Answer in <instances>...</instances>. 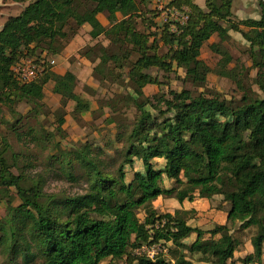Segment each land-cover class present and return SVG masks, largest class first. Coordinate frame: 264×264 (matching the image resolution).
I'll return each mask as SVG.
<instances>
[{
    "label": "trees",
    "instance_id": "16d2710c",
    "mask_svg": "<svg viewBox=\"0 0 264 264\" xmlns=\"http://www.w3.org/2000/svg\"><path fill=\"white\" fill-rule=\"evenodd\" d=\"M154 1L34 0L6 19L0 30V205L5 206L0 264H101L109 259L122 264H264V0H255L257 17L244 19L233 11L236 0H205L204 8L194 0H172L170 5L189 9V21L177 32L169 27L152 31L158 17ZM121 11H126L122 19L97 31L99 15ZM86 24L93 27L96 43L80 56L96 63L93 71L101 84L117 85L130 95L134 120L114 121V139L105 146L87 141L65 153L58 148L43 174L33 176L27 172L34 165L31 153L16 151L10 137L23 148L48 140L38 127L49 83L61 97L56 130L64 137L69 102L77 121L92 111L91 102L76 93L75 72L58 74L47 59L60 55ZM230 32L243 38L235 41L242 57L210 43L214 36L230 40ZM205 46L219 57L215 67L202 57ZM21 58L42 65L38 79L20 81L13 68ZM153 69L182 70L184 77L177 78L186 85L165 91ZM211 73L232 79L236 93L210 90ZM150 85L160 91L147 96L144 89ZM20 103L30 107L25 116L17 109ZM126 104L124 97L107 99L102 112L107 108L112 116L125 115ZM27 117L32 122L22 125ZM113 145L120 147L117 158L108 153ZM137 162L143 171L135 170ZM76 167L83 170L81 177ZM51 172L73 184L83 179L86 187L71 196L49 194L45 187ZM159 197L179 204L207 199L212 209L227 214V223L193 227L189 222L197 219V211L161 212L154 205ZM251 228L256 229L253 252L236 258L245 248L236 234ZM153 245L167 253L162 250L153 259L140 253Z\"/></svg>",
    "mask_w": 264,
    "mask_h": 264
},
{
    "label": "rangeland",
    "instance_id": "374dc122",
    "mask_svg": "<svg viewBox=\"0 0 264 264\" xmlns=\"http://www.w3.org/2000/svg\"><path fill=\"white\" fill-rule=\"evenodd\" d=\"M34 0H0V14H2L4 17L0 18V25L4 24L8 16H17L29 3L33 2ZM233 11L236 14L237 18L244 19L246 17H257L259 15L260 9L258 6V3L255 0H236L234 3ZM104 13L98 16V23H99V29L97 31L99 33L104 32L107 28L112 26L115 22L119 21L126 15V11L118 12L114 15ZM159 13L158 17L156 19L157 23V29L153 28L152 31L154 32H160L161 29H165L166 27H169L168 25H163L159 23ZM87 27V28H86ZM159 27V29H158ZM94 31L93 27L91 25L86 24L82 28H80L78 34L72 38L69 43H67L65 46L64 51L57 56H50L48 57V61L56 60V63L52 65L53 71L60 74L63 73L65 70L74 71L77 78H78V86L76 88V93L79 94L84 99L88 100L92 104V111L86 114H83L80 121H77L74 119L72 115V111L74 108V103L69 102L67 104V107L65 108L67 115H66V123L63 126V129L65 130V137L60 134L56 129L57 121L56 117L58 114V109L61 107V97L54 94L52 91L53 83H49L44 87L45 92V107L43 109V114L40 117L41 120V126L38 127L39 133L43 137H47L48 140L42 141L40 146L34 147L30 146L27 148H23L20 146L15 136L10 137L11 143L14 145V148L16 151L20 153H26L30 154L33 159V167L27 168V172L30 173L33 176L43 174V169L47 165H49V160L54 155H59V149L62 150V152L68 151V149H71L73 147H78L84 142L90 141V142H96V144L102 146H105L108 141L111 139H114V135L116 133V128L114 126V123L116 121H125L128 123H131L134 120L136 110L134 108V105L132 103V100L130 99V95L125 92L120 87H117V85H110V84H101L94 75V66L96 63H92L89 61V63L86 65H83L80 60L82 59L80 54L85 51V49L88 48L90 44H95V41H92V32ZM232 38L230 40H227L225 42L220 41L219 38L214 36L213 39H211L210 43L215 42L218 44L223 45L226 47L235 58L242 57L241 55V49L236 45L235 41H242L241 34L237 33L234 34L230 32ZM77 40L78 45H74V40ZM103 45L107 46L109 44L108 41L104 39H99ZM68 48V49H67ZM165 52V50L163 49ZM60 56V57H59ZM202 57L207 61V63L211 67H215L216 63L219 60V57L208 47L205 46L202 49ZM35 60V58H33ZM246 61L247 59L244 58ZM247 63V61H246ZM69 64H75L74 69H68ZM234 68V66H233ZM236 71V69L234 68ZM151 73L158 77L159 81L163 83L162 89L167 91L168 88H174L178 91L182 90V88L186 85L183 83V80L177 77H184V72L182 70L178 71V74L175 73H165L163 71H158L156 69L151 70ZM252 75L255 76V72L252 71ZM208 88L210 90H214L217 92L224 93L226 95H233L236 93V86L232 79L228 78H221L215 75L214 73H211L209 75V81H208ZM187 87H192L191 83L187 85ZM145 94L147 96H152L158 91H160L159 87L156 85H150L147 86L145 89ZM115 93L113 95L112 93ZM120 97H124L127 100L126 109L127 113L125 115L116 114L113 115L109 113V110L107 108L104 109V112H102V103L106 102L107 99H118ZM19 113L23 116H25L28 111L30 110V107L25 103L18 104L17 107ZM60 111V110H59ZM57 113V114H56ZM6 116L8 120H13V115L6 111ZM115 121V122H114ZM32 120L30 118H25L22 125L25 123H31ZM53 137V140H52ZM55 142V144L51 143ZM115 147V148H114ZM118 145H113L108 149V153L114 157H118L117 151L120 149L118 148ZM59 148V149H58ZM50 166V165H49ZM59 165L54 166L53 169H58ZM135 170L137 171H143V165L141 163L135 164ZM14 172L16 170L14 169ZM75 175L77 177H81L83 175V170L79 167L75 168ZM60 177V178H59ZM47 183L45 187V191L49 194H66L68 196L82 193L83 189H85V181L83 179H80L77 183L73 184L68 179H66L62 175H58V177L55 175V173L51 172L46 176ZM12 201L15 205H17L20 200L17 197L16 194L13 195ZM176 201L172 198L164 199L163 201H159L154 203V205L159 209V211H169L173 210V207L175 206ZM219 199L214 200L213 205L218 206L219 205ZM159 205V207L157 206ZM163 211V212H164ZM5 214V206L0 205V218L3 217ZM140 218H144L143 212H140ZM213 227V225L211 226ZM210 227V228H211ZM256 229L251 228L243 233L236 234L239 239H242L245 243L250 241L251 238L255 235ZM190 243L192 240H188ZM187 241V242H188ZM188 242V243H189ZM190 245V244H189ZM172 247V246H171ZM167 253V250H166ZM170 256V254H169ZM192 259H197V256H190ZM197 261V260H196ZM196 264H200L201 262H195ZM101 264H122V262H114L111 263V260H106L102 262ZM126 264V263H125Z\"/></svg>",
    "mask_w": 264,
    "mask_h": 264
},
{
    "label": "built area",
    "instance_id": "2783aa9c",
    "mask_svg": "<svg viewBox=\"0 0 264 264\" xmlns=\"http://www.w3.org/2000/svg\"><path fill=\"white\" fill-rule=\"evenodd\" d=\"M172 0H155L154 8L159 13V23L168 25L172 32H177L178 27H183L189 21V9L186 7L178 8L170 5ZM51 65L55 64L54 60L50 61ZM22 83H30L40 77L43 72L41 64L37 63L32 58H21L17 65L13 68ZM166 253V249L160 245H153L151 247L144 246L140 253L146 254L149 258H155L158 253Z\"/></svg>",
    "mask_w": 264,
    "mask_h": 264
},
{
    "label": "crops",
    "instance_id": "0c3cea01",
    "mask_svg": "<svg viewBox=\"0 0 264 264\" xmlns=\"http://www.w3.org/2000/svg\"><path fill=\"white\" fill-rule=\"evenodd\" d=\"M194 2L197 5H199L200 7H202V8L205 7V0H194ZM1 17H4V16L2 14H0V18ZM3 25L4 24L0 25V30L2 29ZM77 40L78 39L74 40L75 42L73 43L76 46L78 45ZM80 62L83 65H86V66L89 63V61L88 60H85V59H81ZM55 63H56V60H55ZM74 65L75 64H69L68 69L75 70L74 69V67H75ZM66 72H67V70H65L63 73H60V74H64ZM139 163H141V162H139ZM170 184H171V182L170 183L168 182V186H170ZM163 200H164L163 197H159L158 199L155 200V203L157 204V202L163 201ZM157 206L159 207V205H157ZM178 208H183L185 210H192V209H194L195 211H197V219H193V220H191L189 222V224L191 226H193V227L200 226L203 229H209L214 224L224 225V224L227 223V214L224 213V212H222V211H217L215 209H212L211 206H210V204H209V201L207 199L197 198V199H195L194 202H190L188 200H185L182 204L175 203V206L173 207V209L175 210V209H178ZM166 212L174 213L173 210H169V211H166ZM195 238H196V236L193 235L190 238V240L193 241V240H195ZM187 241L188 240H185V243L187 245H189L190 242L188 241L189 242L188 243ZM252 252H253V246H252L251 240H250V241H248V242L245 243L244 250L242 252H239V253L236 254V258H239V257L244 258L245 256H247L248 254H250ZM200 264H206V263H200Z\"/></svg>",
    "mask_w": 264,
    "mask_h": 264
}]
</instances>
